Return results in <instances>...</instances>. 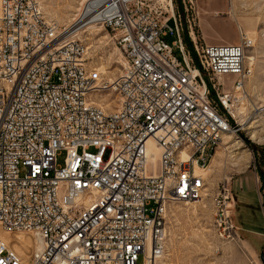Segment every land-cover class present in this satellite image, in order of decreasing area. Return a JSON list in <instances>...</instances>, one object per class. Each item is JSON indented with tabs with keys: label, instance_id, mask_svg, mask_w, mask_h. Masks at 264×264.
Listing matches in <instances>:
<instances>
[{
	"label": "built area",
	"instance_id": "1",
	"mask_svg": "<svg viewBox=\"0 0 264 264\" xmlns=\"http://www.w3.org/2000/svg\"><path fill=\"white\" fill-rule=\"evenodd\" d=\"M88 20L111 28L124 60L112 80L78 37ZM189 37L190 49L173 0H89L71 27L47 20L42 0H0V264L163 256L168 207L201 200L206 183L195 168L205 170L235 132L226 91L241 92L250 74L246 36L216 45ZM177 144L186 151L174 154ZM172 176L179 183L165 192ZM230 193L217 192L213 226L235 243ZM21 232L33 240L28 255L1 238Z\"/></svg>",
	"mask_w": 264,
	"mask_h": 264
},
{
	"label": "rangeland",
	"instance_id": "2",
	"mask_svg": "<svg viewBox=\"0 0 264 264\" xmlns=\"http://www.w3.org/2000/svg\"><path fill=\"white\" fill-rule=\"evenodd\" d=\"M88 1L42 0V11L47 20L66 27L77 19ZM182 1L173 0V7L180 18L183 37L190 42L189 33L192 32L196 41L201 43L239 44L242 33L253 42L245 57H253L254 62L245 61L250 74L244 80L243 90L231 92V105L246 110L239 116L241 118L229 117L235 128L232 142L228 143V139L223 137L212 154L208 169L200 173L206 183L200 202L169 205L164 254L155 264H262L264 187L260 191L256 150H264V140H250L240 122L253 108L264 107V0H184V4ZM78 37L88 47V59L93 67L105 71L108 79L115 78L121 70L122 57L111 33L97 25L85 28ZM226 79L221 78V82H226ZM205 81L208 82L207 78ZM260 135L264 136V129ZM233 142H238L239 150L232 147ZM241 150L251 156L240 158L239 154L235 155ZM64 156L61 153L58 157L59 165L63 163ZM224 185L228 186L234 199L232 221L239 237L235 243L219 240L213 226L214 198Z\"/></svg>",
	"mask_w": 264,
	"mask_h": 264
},
{
	"label": "bare ground",
	"instance_id": "3",
	"mask_svg": "<svg viewBox=\"0 0 264 264\" xmlns=\"http://www.w3.org/2000/svg\"><path fill=\"white\" fill-rule=\"evenodd\" d=\"M233 19H235V18L233 17ZM75 21L76 20H73L67 27H71L72 25H74ZM97 25H99V21L98 20H88V27L86 29L91 28L93 26H97ZM103 29L105 31L111 33V28H103ZM75 30L76 29H74L73 31H75ZM83 32H85V30L79 32L78 35L82 34ZM71 34L72 33L65 34L62 39L71 38ZM240 35H242V37L245 36L242 33H240ZM116 36H117V34H114V37H116ZM60 50H67V41H60ZM245 61H247V63H253L254 62V58L251 57V56H248V57H245ZM120 63H121L120 67H122L124 65L123 58H121V62ZM114 64H119V63L114 62ZM107 69H110V68H107ZM98 70H99L100 73L105 74V71H101L100 68ZM112 79L113 78H110V80H112ZM220 81H221V78H220ZM233 81L234 80L232 79L229 82L232 83ZM229 87L231 88V86H229ZM242 90H243V88H242ZM231 92H227L226 91V93H228L226 95V97H230L232 95ZM234 99H235V97H234ZM114 103H116L115 100H113V104ZM236 107L237 106H235L234 104L229 105L230 113L233 116V118H236V117H239V116L245 114V111H246L242 107H239V108H236ZM239 118H241V117H239ZM240 126L243 127V131L245 132L247 137L250 138V140H252L254 142L263 141L264 140V136L261 137L260 134H261V130L264 129V107L261 106V107L253 108L252 112L249 114V116H247L246 119H244V120H242L240 122ZM259 128L261 130H258ZM231 135H233L232 132L223 135V137H226L228 139V143L232 142V136ZM234 146H235V150H239L240 149V145H238V142H233L232 147H234ZM185 151H186V144H177V147H174V154H181V152H185ZM148 153H149V155H151L152 162H155L156 159H157V155H158V149H156L154 147V144H152V143L149 144ZM238 154H239L240 158H249L251 156L249 153H245V150H241V151L237 152L235 155H238ZM211 159H212V157H211ZM208 167H209V165L203 171L200 168L196 167L195 168L196 175L200 174L201 172H206ZM174 183H179V176H172V181H166L165 192H174ZM198 202H200V200H198L196 202H193V203H185V205L194 204V203L196 204ZM1 238L7 244L11 243V247L16 249L19 254L28 255L32 251L33 240L31 238V236L29 234H27V233L21 232V233H13V234H10V235L9 234H2ZM155 262H154V264H155Z\"/></svg>",
	"mask_w": 264,
	"mask_h": 264
},
{
	"label": "trees",
	"instance_id": "4",
	"mask_svg": "<svg viewBox=\"0 0 264 264\" xmlns=\"http://www.w3.org/2000/svg\"><path fill=\"white\" fill-rule=\"evenodd\" d=\"M184 43L186 45V47L188 49H190V42L188 41V39H186L185 37H183ZM192 55V54H191ZM258 153V156L256 158V172L257 175L259 177V181H260V185H261V190L262 191L263 187H264V150H256ZM264 207V204H263Z\"/></svg>",
	"mask_w": 264,
	"mask_h": 264
},
{
	"label": "water",
	"instance_id": "5",
	"mask_svg": "<svg viewBox=\"0 0 264 264\" xmlns=\"http://www.w3.org/2000/svg\"><path fill=\"white\" fill-rule=\"evenodd\" d=\"M262 264H264V254L261 255Z\"/></svg>",
	"mask_w": 264,
	"mask_h": 264
}]
</instances>
